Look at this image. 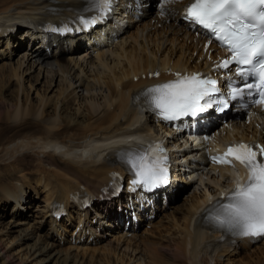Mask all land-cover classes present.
<instances>
[{"label":"bare ground","instance_id":"obj_1","mask_svg":"<svg viewBox=\"0 0 264 264\" xmlns=\"http://www.w3.org/2000/svg\"><path fill=\"white\" fill-rule=\"evenodd\" d=\"M184 2L162 3L155 14L151 8L113 47L98 52L95 59L73 53L49 54L40 45L25 50L17 61L4 59L0 68L4 91L0 96V264H85L98 254H111V260H115L113 253L128 258L125 263L116 259L113 264H264V241L247 249L242 242L232 247L228 240L218 242L217 232L194 221L198 208L228 183L209 173L200 175L204 191L199 192L195 186L181 203L168 205L162 217L143 233L133 230L128 237V232L117 231L120 227L115 226L102 234L97 245L63 247L53 241L48 230L43 232L48 214L43 213L42 206L54 194L67 193L81 184L98 189L107 182L109 172L119 168L112 144L129 133L149 131L156 135L164 131L151 128V116L141 112L134 102L140 89L150 82L172 78L165 74L169 70L208 65L201 52L203 37L178 20V9ZM82 6L83 0H0V26L19 27L20 23L40 18L49 7ZM6 44L9 46L11 40ZM18 46L13 50L6 47V54L1 50V57L14 58L25 43L21 41ZM87 64L94 69H88ZM153 72H161V77H142ZM45 73L48 93L39 95L35 84ZM135 76L140 79L134 81ZM27 78L36 80L35 84L25 87ZM58 78L60 91L53 98L56 95L49 94L55 92ZM33 91L37 93L34 99ZM229 117L220 129L224 141L264 142V111L259 107L249 115L235 113ZM26 127L32 132L17 133ZM4 134L14 140H3L8 139ZM168 141L178 142V137L173 135ZM181 156L186 160L191 157L187 151ZM219 171L225 175L223 172L230 170ZM33 189L44 194L37 208L41 218L34 221L32 202L37 196ZM20 195H26L27 201L18 206Z\"/></svg>","mask_w":264,"mask_h":264},{"label":"snow or ice","instance_id":"obj_2","mask_svg":"<svg viewBox=\"0 0 264 264\" xmlns=\"http://www.w3.org/2000/svg\"><path fill=\"white\" fill-rule=\"evenodd\" d=\"M177 2L164 0L165 4ZM114 3L115 0H89V10L99 14L90 18L81 16L77 23L82 28L96 25L106 18ZM184 18L203 28L210 38L230 51V58L217 67L227 69L234 63L236 74L244 82L242 87L229 82L230 98L243 99L245 94H258L259 99L253 103L264 104V0H194L185 10ZM48 30L68 32L73 29L64 25L61 28L49 26ZM176 76L173 81L144 89L136 99L143 98L149 111L166 121L195 117L214 105L220 112L228 107V100L213 96L219 89L217 81L211 77L202 79L199 73L183 76L177 73ZM249 78L254 82H249ZM163 153L159 144L142 150L121 151V161L133 174V191H153L168 184L167 157ZM229 156L248 169V180L236 185L227 202L217 201L207 209L203 219L217 230L232 235L264 238V147L241 143L229 147L223 156L212 157V160L232 165Z\"/></svg>","mask_w":264,"mask_h":264},{"label":"rangeland","instance_id":"obj_3","mask_svg":"<svg viewBox=\"0 0 264 264\" xmlns=\"http://www.w3.org/2000/svg\"><path fill=\"white\" fill-rule=\"evenodd\" d=\"M157 8V7H156ZM156 8H154V6H153V10H152V14H155L156 13V11H157V9ZM23 53H25V52H22V53H19V54H17L13 59H11L10 60V62H14V61H17V59L19 58V57H21V55H23ZM78 56H80V55H78ZM92 58V57H91ZM93 59H95V57L93 58ZM92 59V60H93ZM7 61V60H6ZM3 62H5L4 60L3 61H0V68H1V64L3 63ZM87 67H88V69H94V66H92L91 64H87ZM38 70V69H37ZM37 70H35L33 73H37ZM0 71H1V69H0ZM32 73V74H33ZM1 75H2V73H1ZM1 75H0V77H1ZM45 75H46V73L43 75V78H42V80L41 79H39V84H35V81L36 80H33V79H28L27 78V80L24 82L25 83V87H28L29 85H37V89L39 90V95L40 94H45V93H48V83L46 84L45 82H46V79H45ZM41 76H42V73H41ZM41 76H40V78H41ZM38 77H39V75H38ZM37 77V78H38ZM60 78V77H59ZM59 78L57 79V81L55 82V85H57V86H55V89L53 90V91H55V92H51L49 95H56V96H53V98L54 97H57V95H59V91H60V87H59ZM25 79V78H24ZM18 82V81H17ZM62 86V85H61ZM66 86V85H65ZM0 88H1V91H0V96H4V91H2V85L0 84ZM48 88V89H47ZM15 91H16V89H17V83H16V85H15V87L13 88ZM78 94H83L82 93V91H79V93ZM70 95H76V94H70ZM32 96H33V99L34 98H36L37 97V93H36V91H33V93H32ZM36 96V97H35ZM45 96V95H44ZM51 97V96H50ZM10 99V98H9ZM47 113H48V111H47ZM229 119H230V117H229ZM14 132V131H13ZM18 132H22L23 134H27V133H31L32 132V128H30V127H26L25 129L23 128V129H21V131H19V130H17V133ZM1 136V135H0ZM3 137L4 138H8V139H3V140H5V141H10V140H14L11 136H8V135H6V134H4L3 135ZM17 140V139H16ZM3 142H1V144H2ZM1 144H0V146H1ZM22 158V157H21ZM186 194L185 195H183V194H181V195H179V199H178V203H181L183 200H185L186 199ZM33 208V210L35 209V208H37L36 206H33L32 207ZM31 213H33V215H34V211H32ZM162 217V216H161ZM158 219H160V216L157 218V220ZM1 221V220H0ZM6 221H8V220H3V222H6ZM32 221H34V218H33V220ZM146 228H143V229H141L140 230V232H138L139 234L140 233H143V231L145 230ZM123 233H125V232H123ZM119 234H121V233H119ZM117 236H118V233L116 234ZM128 237H131V234L130 233H128V235H127ZM111 238H112V236H111ZM111 238H109V239H111ZM108 240H105V241H103L101 244H99V246H101L102 244H105L106 242H107ZM16 246V245H15ZM16 247H18V246H16ZM15 247V248H16ZM120 254V256H122V252L121 253H119ZM110 256H111V254H109V255H106V256H103V255H99L98 254V257L97 258H94L92 261H90V260H86L85 261V264H100L102 261H103V263H101V264H113L115 261H116V259H120L121 260V262H123V263H125V262H127L128 261V258L125 256V257H117V255L116 254H112V256H113V258H115V260H111V258H110ZM104 257V258H103ZM239 257H241V256H239ZM162 258V257H161ZM107 259H110V261H111V263L109 262V260H107ZM102 260V261H101ZM107 260V261H106Z\"/></svg>","mask_w":264,"mask_h":264}]
</instances>
